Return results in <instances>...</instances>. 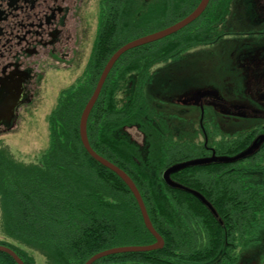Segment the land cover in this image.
<instances>
[{"label": "flooded vegetation", "instance_id": "1", "mask_svg": "<svg viewBox=\"0 0 264 264\" xmlns=\"http://www.w3.org/2000/svg\"><path fill=\"white\" fill-rule=\"evenodd\" d=\"M187 1L179 8V17L170 20L169 0H0V138L43 117L50 91L58 84H68V90L58 95L62 98L93 89L87 105L115 53L176 25L203 2ZM159 11L162 19L155 18ZM122 17L126 23L132 19L133 25L119 33L122 36L108 37L113 45L105 51L101 46L106 27ZM139 22L153 26L137 35ZM189 33L193 42L170 48ZM98 48L104 50L103 58L97 57ZM108 79L119 112L144 102L115 130L119 141L134 147L131 160L137 167L158 168L161 160L178 152L187 155L164 164L165 170L195 160L236 158L264 136V0H209L202 14L182 30L124 52L97 102ZM55 97L56 92L44 118L48 134L59 102ZM120 97L126 100L123 107ZM195 167L247 190L256 187L264 196V142L248 157ZM178 183L201 194L218 217L194 194L182 190L224 223L223 213L204 188ZM255 238L251 244L245 243L247 235L244 242H233L227 231L220 252L205 264H262L264 236L258 242H253Z\"/></svg>", "mask_w": 264, "mask_h": 264}, {"label": "trees", "instance_id": "2", "mask_svg": "<svg viewBox=\"0 0 264 264\" xmlns=\"http://www.w3.org/2000/svg\"><path fill=\"white\" fill-rule=\"evenodd\" d=\"M169 1L170 20L178 18L179 8L190 2ZM163 17L160 11L155 15L157 19ZM132 25V19L126 23L123 17L107 25L101 47L109 50L113 41L107 38L122 36ZM151 26L139 22L137 35ZM155 27L159 26L152 28ZM192 40L194 37L189 33L172 42L170 48ZM103 51L98 48L97 57L103 58ZM85 91L72 98L59 96L49 145L40 161L24 163L5 150L0 151L3 232L24 247L4 245L14 250L25 264H36L31 251L42 254L48 264H86L94 255L115 247L145 246L156 241L146 228L129 187L116 173L95 161L82 144L80 118L93 89ZM113 96L108 79L100 98L105 102L98 101L88 119L89 142L100 156L135 182L152 224L165 244L160 250L111 255L94 264H205L218 255L227 231L231 232L233 242L242 243L247 235L249 240L245 243L251 244L264 219V196L260 191L253 186L247 190L226 178L214 177L213 171H198L197 167L175 173V181L191 188L200 186L210 194L223 213L221 224L200 201L161 180L164 164L187 154L172 153L169 159L160 161L158 168L137 167L132 163L134 147L119 141L115 130L128 123L144 102L127 106L125 110L129 108V111L121 113ZM158 156L160 153L157 159ZM0 264L17 263L10 255L0 252Z\"/></svg>", "mask_w": 264, "mask_h": 264}, {"label": "water", "instance_id": "3", "mask_svg": "<svg viewBox=\"0 0 264 264\" xmlns=\"http://www.w3.org/2000/svg\"><path fill=\"white\" fill-rule=\"evenodd\" d=\"M208 2H209V0H203L202 4L192 14H190L187 18H185L181 22L177 23L176 25L171 26V27H169V28H167L161 32H157V33H154V34L149 35L147 37H144V38H141V39L136 40L134 42H131L128 45L122 47L117 53H115L114 56L109 60L108 64L106 65V68H105V70H104V72H103V74L99 80L98 86H97L93 96L91 97V99L89 100V102L87 103V105L85 106V108L83 110V113H82L81 119H80L79 128H80V137H81V141H82L84 148L86 149V151L89 153V155L95 161H97L98 163H100L104 167H106V168L110 169L111 171H113L114 173H116L124 181V183L129 187V189L131 190L132 194L134 195V197H135V199H136V201L140 207L146 228L156 239V242L151 244V245L117 247V248H112V249L100 252V253L94 255L93 257H91L86 262V264H94L97 261H99L100 259L111 256V255L124 254V253L150 252V251L160 250L164 247V243H165L164 239L161 237V235L154 228V226L150 220V217L148 215V212H147L146 206L144 204L143 198H142L137 186L135 185V183L133 182L131 177L125 171H123L121 168H119L115 164L111 163L107 159L103 158L102 156H100L98 153H96L93 150V148L90 145L89 139H88L87 124H88V119H89L90 113L96 104V101L99 97L101 89H102V87H103V85H104V83H105V81L109 75V72L111 71L112 67L114 66V64L118 60V58L124 52H126L130 49L142 46V45L150 43V42L161 40V39L165 38L166 36H169L171 34L177 33L178 31L182 30L184 27H186L187 25L192 23L196 18H198L202 14V12L205 10ZM263 142H264V136L257 139L254 142V144L247 151L241 153L236 158H231V159L220 158V159H214V160H219L222 162H232V161H235V160H238L241 158L248 157V156L252 155L262 145ZM214 160L213 159H202V160H195V161H190V162H185V163L173 165V166L169 167L163 173V179L166 182V184L168 186H170L171 188L185 190L189 193L194 194L197 198H199L201 200V202H203V204H205L206 206L209 207V209L211 210V212L215 216L218 217V213L214 210L212 205L201 194H199L197 191L185 188L183 185L174 181L172 178L173 174H175L181 170H184V169L189 168V167L204 165V164L210 163ZM0 252H5L8 255H10L15 260V262L17 264H25L23 262V260L12 249H10L8 247L0 246Z\"/></svg>", "mask_w": 264, "mask_h": 264}, {"label": "rangeland", "instance_id": "4", "mask_svg": "<svg viewBox=\"0 0 264 264\" xmlns=\"http://www.w3.org/2000/svg\"><path fill=\"white\" fill-rule=\"evenodd\" d=\"M67 85L68 84H58L56 90L50 91V95L48 96L47 99V104L43 108L44 111L43 117L36 116L33 120L23 123L16 134L0 138V151L5 150L6 154L8 153L9 155H13L12 157H15V159L20 162L37 163L38 161H40L42 153L47 149L49 145V139H48L49 131H48L47 121L44 120L45 114L50 112V111L47 112V110L50 107V103L52 101L54 92H56L55 98H59L58 95L68 90V88L66 87ZM125 101L126 100L124 98L120 97V101H118L119 106L123 107ZM130 131L132 132V130ZM160 186L161 185H159V187ZM1 199H2V195L0 193V246L7 247L6 244L4 245V243H9L15 247L22 248L24 246L20 242H18V240L8 237L3 232L4 221H3V213L1 208ZM263 234H264V219L260 222V227L257 231L256 238L254 239L253 242H258L260 238L264 236ZM239 252L240 251L238 250V253ZM1 253H5V252H1ZM31 254L34 257V261L36 262V264H48L46 258H44L43 255L40 254L39 252L31 251ZM262 264H264V261H262Z\"/></svg>", "mask_w": 264, "mask_h": 264}, {"label": "bare ground", "instance_id": "5", "mask_svg": "<svg viewBox=\"0 0 264 264\" xmlns=\"http://www.w3.org/2000/svg\"><path fill=\"white\" fill-rule=\"evenodd\" d=\"M115 248H117V247H115Z\"/></svg>", "mask_w": 264, "mask_h": 264}]
</instances>
